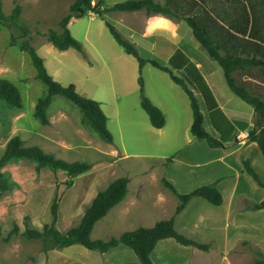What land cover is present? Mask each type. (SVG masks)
<instances>
[{"label":"rangeland","instance_id":"rangeland-1","mask_svg":"<svg viewBox=\"0 0 264 264\" xmlns=\"http://www.w3.org/2000/svg\"><path fill=\"white\" fill-rule=\"evenodd\" d=\"M2 1L6 15L12 13L17 3L20 5L19 21L28 27V37L44 58L50 74L62 84L74 83L81 94L101 103L114 139L106 142L82 123L78 106L63 96H54L48 108V124L34 116L36 102L46 87L37 78L28 53L22 49L26 37L21 36V29L1 23L0 77L12 80L19 87L23 106L10 108L0 102V156L8 140L19 134L26 145L36 144L56 157L87 160L93 166L75 177L70 186L65 183L68 176L63 170L37 171L30 160L13 159L0 167V171L7 172L18 183L10 190L0 191V264H140L134 250L122 243L105 253L79 243L46 251L41 238H28L24 231L28 226L42 229L51 222L50 205L55 193L61 196L55 227L66 232L79 222L96 193L118 177L129 178L125 200L138 193L139 183L143 182L147 190L153 191L159 184L162 191L168 192L161 178L172 183L174 179L184 180L183 171L192 174L191 182L187 186L173 183L177 191L184 192L182 189L190 185L200 186L203 181L200 176L211 154L202 148L208 146L207 141L190 132L193 114L187 94L168 72L149 62L140 72L138 60L125 52L104 20L92 11L69 22L70 31L81 41L86 56L74 48H56L46 33L50 28L61 30L59 21L69 12L74 0ZM121 1L124 0H104L103 5ZM107 16L126 27L137 20V12L110 11ZM140 75L144 81L143 93ZM143 95L164 112L163 127L151 124L141 106ZM256 171L264 181L263 172ZM157 189L152 196L149 192L139 196L128 210L120 207L125 200L113 207L107 221L102 218L95 223L92 237L109 238L140 226H153L172 216L179 203L178 196L170 193V199L162 205L157 203ZM204 206L192 207L185 215L188 232L176 227L190 237L209 242L208 250L167 238L163 240L172 243L161 240L153 250L154 259L159 258L163 264H256L259 247L246 244L243 239L235 242L232 218L209 212ZM255 223L263 226L264 218H258ZM15 227L17 230L8 236Z\"/></svg>","mask_w":264,"mask_h":264},{"label":"trees","instance_id":"trees-1","mask_svg":"<svg viewBox=\"0 0 264 264\" xmlns=\"http://www.w3.org/2000/svg\"><path fill=\"white\" fill-rule=\"evenodd\" d=\"M103 3L104 0H96L95 2L94 0H74L70 4L69 12L59 21L61 30L50 28L47 31L48 41L58 49L74 48L86 56L81 41L73 36L70 31L69 22L72 18L86 15L88 11L97 13L125 52L138 60L140 72L142 67L149 62L168 72L175 83L185 90L189 96L193 114L190 126L191 134L198 139L206 140L212 147H224V142L210 127L208 118V112L217 108L218 102L196 63L181 49H177L165 60L152 51L137 45L131 37L133 30L114 22L107 16V13L116 10L145 9L148 14L161 13L169 17L186 20L201 46L223 67L231 89L253 106L255 120L254 127L249 132V138L258 144L264 157V84L246 81L237 73L238 67L248 60L238 56L240 51L235 48L230 50L227 46L230 42L241 46L247 44L248 51L260 54L259 57L252 58L251 63L264 67V0H124L109 6L103 5ZM20 12L21 7L17 3L12 13L6 15L3 10V1L0 0V24H13L21 29V36L26 37L23 40L22 49L28 53L36 69L37 78L46 87V91L36 102L34 116L43 124H48V108L54 96H63L78 106L82 114V123L88 125L106 142H113V134L108 127V116L101 103L81 94L74 83L62 84L50 74L44 58L28 37V27L19 21ZM221 50L224 51V54L221 53ZM139 83L143 93L144 81L141 75L139 76ZM0 102L10 108L23 106V96L19 87L12 80L4 77H0ZM141 106L154 127L161 128L165 125L164 112L150 98L143 95ZM13 159L30 160L35 163L37 171L42 168H49L54 172L63 170L68 176L65 181L67 186L72 185L75 177L90 170L93 166L92 162L87 160L69 161L56 157L53 152L45 151L36 144L26 145L19 134L13 135L8 140L4 152L0 156V167ZM242 164L244 170L252 176L254 181L264 188V181L250 160L244 158ZM128 181L127 176L118 177L100 189L91 202L86 205L79 222L70 226L66 232H61L55 227L60 213L61 200V196L55 193L50 205L51 222L44 224L42 229L28 226L24 235L28 238H41L46 251L79 243L88 249L106 252L122 243L134 250L140 264H156L151 253L159 240L168 237L174 238L183 245L208 250L209 242H203L181 232L177 229L175 220L176 216L194 197H204L217 205L223 203L224 197L216 182L203 184L188 192L181 193L176 190L172 182L163 178L164 184L179 198V203L171 217L161 219L153 226H140L133 230L123 231L118 235H111L109 238H93L92 230L95 223L125 198L128 192ZM16 185L18 183L7 172L0 171V191L10 190ZM250 207L252 209L264 208V199L254 202ZM16 230L17 227L8 236ZM256 253L258 256L255 263L264 264V252L258 249Z\"/></svg>","mask_w":264,"mask_h":264},{"label":"crops","instance_id":"crops-1","mask_svg":"<svg viewBox=\"0 0 264 264\" xmlns=\"http://www.w3.org/2000/svg\"><path fill=\"white\" fill-rule=\"evenodd\" d=\"M121 12H137V20L126 24L128 28L133 30L132 36H134V41L137 45L152 51L165 60L177 49L184 51L200 68L218 102V107L208 112V118L210 127L224 142L225 146L212 147L206 142L208 146L202 147L204 151L211 155L209 157L210 159L205 164L206 168L201 174L202 176L199 175L203 180L199 184L216 182L217 187L223 194V203L217 205L211 203L204 197H194L178 215L175 220V225L179 229L183 227L184 230L188 232L186 228L188 223L184 220L185 215L189 214L188 211L191 210L192 207L205 205L204 208L209 210V212H219L226 217L232 218L236 234L235 242L243 239V241L248 242L246 244L253 243L264 252V225L262 226L255 223L258 218H264V208L252 209L250 207L254 202H259L264 199V188L253 180L252 176L244 170L242 164V159L247 158L250 160L253 167L256 170H261L264 175V157L258 144L249 138V132L254 127L255 120V110L253 106L243 100L231 89L227 82L223 67L201 46V43L195 37L191 26L186 20L169 17L161 13L148 14L145 9ZM187 25H189L191 32ZM227 46L230 50L235 48L237 51H240L238 56L248 60L238 67L237 73L246 81L264 84V67L251 63V59L259 57L260 54H254L252 51H248L247 44L241 46L230 42ZM221 53L224 54V51L221 50ZM187 97L189 99L188 94ZM183 172L184 180L174 179L173 183L177 184V182H180L183 186L190 184L192 174ZM250 178L252 180H250ZM161 180L164 184L163 178H161ZM156 186V188H158L156 192L158 195L157 203L166 205L170 199V193H173V191L165 186V184L164 186L166 188L163 187L168 192L162 191L159 184ZM189 188L193 189L194 187L190 185L184 190L182 189V191L187 192V190H190ZM155 190H147L145 182L139 183L138 193H134L132 197L129 196L126 200L124 198L115 206L125 200L124 205L120 204V207L123 206L121 209L128 210L129 207L135 204L134 202L139 199V196L143 197L146 195L145 193L148 192L152 196ZM173 194L175 195V193ZM113 207L111 209H113ZM108 213L102 217L104 221L108 220ZM169 217H171V215ZM161 240L172 243L170 242L171 240ZM161 240L158 241L156 247L161 243ZM151 257L155 260L154 252L151 253ZM135 259L136 257L133 258V260ZM154 262L156 264H163L159 258Z\"/></svg>","mask_w":264,"mask_h":264}]
</instances>
